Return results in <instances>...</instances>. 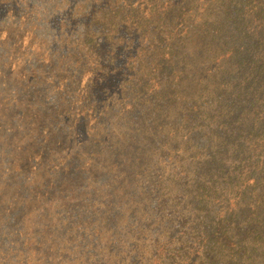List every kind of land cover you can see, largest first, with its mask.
<instances>
[{"label":"rangeland","instance_id":"obj_1","mask_svg":"<svg viewBox=\"0 0 264 264\" xmlns=\"http://www.w3.org/2000/svg\"><path fill=\"white\" fill-rule=\"evenodd\" d=\"M141 1L0 0V264H161L168 235L184 234L178 215L158 202L169 208L176 191L183 200L191 196L204 165L186 144L199 142L184 127L160 134V107L151 98L174 97L176 83L178 94L183 82L200 84L220 46L194 34L156 80L161 91L142 99L151 101L145 121L142 108L128 113L126 94L121 102L97 90L101 68L96 74V56L83 35L94 8L119 2L128 11L141 8ZM205 1L193 21L198 29L207 13L216 12ZM116 46L108 48L111 54ZM101 76L108 82L117 75L104 70ZM177 106L175 97L168 99L166 112L178 113ZM165 166L174 177L161 178ZM170 190L173 197L163 196ZM228 190L217 213L253 207L264 215V200L253 195L240 202L241 189L224 195ZM174 210L187 218L195 207ZM255 226L263 237L250 241L256 251L248 264H264V225ZM185 247L191 264H202V243L193 239Z\"/></svg>","mask_w":264,"mask_h":264},{"label":"trees","instance_id":"obj_2","mask_svg":"<svg viewBox=\"0 0 264 264\" xmlns=\"http://www.w3.org/2000/svg\"><path fill=\"white\" fill-rule=\"evenodd\" d=\"M169 1L142 0L141 8L128 11L119 2L93 9L83 36L93 59L96 56L95 73L96 67L101 68L97 90L103 97H120L121 102L126 94L130 97L125 105L128 113L142 108L145 121L151 101L143 103L142 99L161 91L156 80L182 46L188 47L194 34H205L220 46L215 47L218 57L200 84L190 87L183 82L179 94L178 83L171 86L178 113L166 112L167 100L172 102L174 97L162 93L151 98L160 107L155 116L159 133L162 130L170 136L177 127H184L199 142L186 145L195 149L204 165L197 171L202 179L188 199L183 200L177 191L173 197L170 190L163 194L173 197L170 207L158 202L164 212L178 215L177 226L185 224L183 235L178 231L168 235L158 260L161 264H191L193 258L185 246L197 239L203 245L202 264H248L256 251L250 241L263 237L255 223L264 225V215L253 207L226 209L223 214L217 208L224 207L229 197L230 190L224 195L225 189L240 188L236 195L240 202L250 201L253 195L264 200V0H211L216 12L207 13L201 29L193 23L200 14L201 0ZM209 27L212 32H207ZM115 45L111 54L108 48ZM104 70L116 78L100 82ZM182 87L189 92L182 94ZM164 177H174V171L165 166ZM135 180H139L137 175ZM176 205L194 206L195 211L183 218L174 210Z\"/></svg>","mask_w":264,"mask_h":264}]
</instances>
